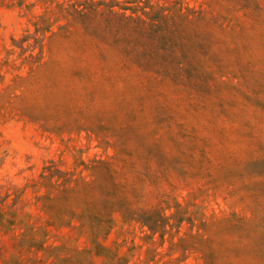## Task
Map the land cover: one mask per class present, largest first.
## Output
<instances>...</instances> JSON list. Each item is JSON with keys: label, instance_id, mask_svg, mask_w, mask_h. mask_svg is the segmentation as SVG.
<instances>
[{"label": "rangeland", "instance_id": "rangeland-1", "mask_svg": "<svg viewBox=\"0 0 264 264\" xmlns=\"http://www.w3.org/2000/svg\"><path fill=\"white\" fill-rule=\"evenodd\" d=\"M45 1L0 0V264H264V0H179L231 18V52L202 92L153 98L119 94L89 46L45 39L55 65L23 64L38 49L12 39ZM104 200L176 216L162 235L115 213L96 245Z\"/></svg>", "mask_w": 264, "mask_h": 264}, {"label": "trees", "instance_id": "trees-1", "mask_svg": "<svg viewBox=\"0 0 264 264\" xmlns=\"http://www.w3.org/2000/svg\"><path fill=\"white\" fill-rule=\"evenodd\" d=\"M49 2L46 0L44 12L30 21L33 32L27 29L22 39H12L21 54L38 49L37 54L30 52L23 64L38 68L55 65L52 56L45 59L44 41L58 39L73 43L76 52L84 53L83 47L89 46L102 65L114 62L117 71L114 83L122 96L153 98L168 93H200L216 76L224 77L225 55L231 52L226 40L233 29L231 18L214 16L179 0ZM3 65L7 62L0 61V67ZM72 76L79 81L90 78L86 69L75 71ZM103 143L109 145L107 140ZM81 165L91 176L103 168L107 179L112 178L107 161L95 160L90 165L81 162ZM57 173L64 178L61 186L65 190L76 182L72 179L74 174ZM103 202L102 210L91 214L96 226L87 230L91 243L96 245L100 237L108 235L115 213L120 214L123 223H140L151 233L161 231L162 235L169 220L176 216H165L162 209L120 210L117 202ZM179 207L176 203V208ZM183 221L184 218H177L176 227Z\"/></svg>", "mask_w": 264, "mask_h": 264}]
</instances>
